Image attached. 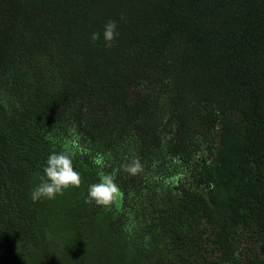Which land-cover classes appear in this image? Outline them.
<instances>
[{
	"label": "trees",
	"instance_id": "1",
	"mask_svg": "<svg viewBox=\"0 0 264 264\" xmlns=\"http://www.w3.org/2000/svg\"><path fill=\"white\" fill-rule=\"evenodd\" d=\"M0 264H264V0H0Z\"/></svg>",
	"mask_w": 264,
	"mask_h": 264
},
{
	"label": "clouds",
	"instance_id": "2",
	"mask_svg": "<svg viewBox=\"0 0 264 264\" xmlns=\"http://www.w3.org/2000/svg\"><path fill=\"white\" fill-rule=\"evenodd\" d=\"M117 26L115 20H109L104 25L103 39L106 47H112V43L118 35ZM100 38L101 34L99 32H94L91 35L93 42L98 41ZM76 155L77 152L69 148L50 153L43 169L44 177L41 178V183L31 190L33 202L42 198L54 199L57 195H62L63 191L69 187H80L81 174L73 166V158ZM123 169L134 176L143 171V166L137 157L124 164ZM115 179L113 174L101 172L99 182L89 186L85 202L92 203L94 201L98 206L108 207L117 201L121 195V190Z\"/></svg>",
	"mask_w": 264,
	"mask_h": 264
}]
</instances>
